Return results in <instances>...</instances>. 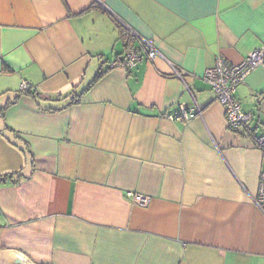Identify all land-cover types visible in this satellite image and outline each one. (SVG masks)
I'll return each mask as SVG.
<instances>
[{"label": "crops", "instance_id": "obj_1", "mask_svg": "<svg viewBox=\"0 0 264 264\" xmlns=\"http://www.w3.org/2000/svg\"><path fill=\"white\" fill-rule=\"evenodd\" d=\"M118 24L161 56L113 68L130 45ZM261 47L264 0H0V176H22L0 184V255L13 264H264L255 202L264 154L228 129L203 79L219 58L239 65ZM174 68L189 74V90ZM23 84L39 97L21 94ZM235 96L259 133L264 68ZM195 103L201 116L167 118Z\"/></svg>", "mask_w": 264, "mask_h": 264}, {"label": "built area", "instance_id": "obj_2", "mask_svg": "<svg viewBox=\"0 0 264 264\" xmlns=\"http://www.w3.org/2000/svg\"><path fill=\"white\" fill-rule=\"evenodd\" d=\"M125 32L130 42L126 53L111 63L113 68L121 67L129 69L134 67L144 57L152 62L161 55L156 51L152 44L141 38L130 28L125 27ZM264 68V47L254 50L239 65L231 64L219 58L212 68L208 69L203 77L204 81L210 86L216 100L223 106L227 127L232 132L242 130L251 123L252 115L243 112L239 101L235 94L237 88L242 84L256 69ZM174 75L182 82L186 83V77L189 75L177 68H174ZM23 90L30 88L27 84H23ZM188 88V87H187ZM189 90V88H188ZM202 115L201 109L195 103L192 106L180 105L179 108L172 113L167 114V118L171 121H190ZM258 137L250 138L255 146L264 154V127L260 130ZM251 137L253 136L250 133ZM128 197L134 204L140 207H148L151 199L141 194L129 193ZM256 205L264 213V171L261 175Z\"/></svg>", "mask_w": 264, "mask_h": 264}, {"label": "trees", "instance_id": "obj_3", "mask_svg": "<svg viewBox=\"0 0 264 264\" xmlns=\"http://www.w3.org/2000/svg\"><path fill=\"white\" fill-rule=\"evenodd\" d=\"M119 30H120V34H121V39L126 41L127 46H128V37L126 35V32L124 30V28L118 24ZM112 68V67H111ZM107 72V70H100V72H98V74L96 75V77L94 78V80L88 85V87L80 94H76L74 95V97L72 98L71 102H69L68 106L72 105V104H76L79 102V100L82 98V96L88 92V90H90V88L96 84ZM21 94L24 95H30L33 97H39V94L35 91H33L32 88H28L27 90H22ZM53 112L56 111V109H52ZM51 110V111H52ZM7 131H9L10 133H12V135L16 138V139H21L20 136H18V134L14 133L12 130H10L7 126H6ZM237 133L239 134H243V136H247L250 138L254 139L255 137H258L260 135V133L256 132V128L252 127L251 123L248 124L247 126H245L242 130H237ZM250 133L253 135L251 137ZM27 145V144H26ZM27 148L24 149V153L30 155L32 161H34V155L33 153L30 151L29 147L26 146ZM14 177H17V180H14ZM22 178V176L19 173H11V174H5L0 176V184H7V183H11V184H16L18 183V181Z\"/></svg>", "mask_w": 264, "mask_h": 264}, {"label": "bare ground", "instance_id": "obj_4", "mask_svg": "<svg viewBox=\"0 0 264 264\" xmlns=\"http://www.w3.org/2000/svg\"><path fill=\"white\" fill-rule=\"evenodd\" d=\"M12 262L13 260L11 259V257L5 258L0 255V264H13Z\"/></svg>", "mask_w": 264, "mask_h": 264}]
</instances>
